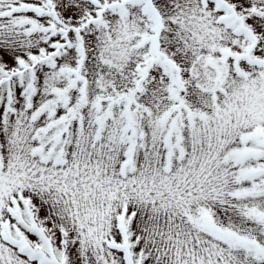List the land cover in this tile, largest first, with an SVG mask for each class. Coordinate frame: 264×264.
I'll return each mask as SVG.
<instances>
[{
    "label": "snow or ice",
    "instance_id": "obj_1",
    "mask_svg": "<svg viewBox=\"0 0 264 264\" xmlns=\"http://www.w3.org/2000/svg\"><path fill=\"white\" fill-rule=\"evenodd\" d=\"M0 264H264V0H0Z\"/></svg>",
    "mask_w": 264,
    "mask_h": 264
}]
</instances>
